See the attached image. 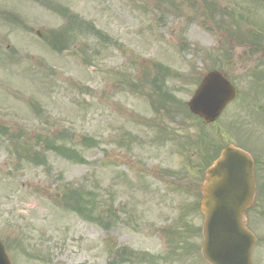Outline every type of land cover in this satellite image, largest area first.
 <instances>
[{
  "label": "rangeland",
  "instance_id": "374dc122",
  "mask_svg": "<svg viewBox=\"0 0 264 264\" xmlns=\"http://www.w3.org/2000/svg\"><path fill=\"white\" fill-rule=\"evenodd\" d=\"M211 1L231 28L251 26L242 16L264 19V0ZM205 6L203 0H0V240L12 264H206L197 231L203 216L194 207L200 157L207 143L215 150L235 139L217 135L182 106L155 110L147 82L155 64L169 69L164 87L182 103L205 72L219 67L211 55L222 53L227 37ZM54 7L106 38L82 25L56 44L61 51L52 50L49 33L70 21ZM237 52L233 46L230 54ZM221 68L235 77L234 63ZM241 134L264 154L263 135ZM43 138L72 148L79 159L43 147ZM72 189L92 201L94 221L66 208L63 195ZM254 209L256 264H264V198ZM125 250L156 257L138 261Z\"/></svg>",
  "mask_w": 264,
  "mask_h": 264
},
{
  "label": "water",
  "instance_id": "95a60500",
  "mask_svg": "<svg viewBox=\"0 0 264 264\" xmlns=\"http://www.w3.org/2000/svg\"><path fill=\"white\" fill-rule=\"evenodd\" d=\"M233 87L213 71L188 102L191 112L215 120L233 98ZM199 209L204 215L201 254L210 264H252L253 235L245 227V210L254 196L253 162L234 146L224 148L204 173ZM0 264H10L0 243Z\"/></svg>",
  "mask_w": 264,
  "mask_h": 264
},
{
  "label": "flooded vegetation",
  "instance_id": "af4514ba",
  "mask_svg": "<svg viewBox=\"0 0 264 264\" xmlns=\"http://www.w3.org/2000/svg\"><path fill=\"white\" fill-rule=\"evenodd\" d=\"M256 19L248 32L238 33L236 39L233 40L228 38L224 48L220 50L221 55L226 58L224 60L221 57L219 70L234 86L236 95L227 104L220 117L209 124L210 127L213 126L218 130L217 135H230L241 147L251 152L254 161L255 197L259 194L264 196V154L252 150L247 143L239 138V133L264 136V19L258 20V22ZM233 46L234 50H238L235 55L230 54ZM232 63H234L236 70L234 78L229 74V71L221 68ZM232 104L236 106V111L227 117L228 112L224 113ZM219 122H221L222 127H220ZM237 127L239 128L237 129ZM241 129L243 132H241ZM253 207L247 215L249 228V221H257V215L253 213L255 210ZM259 253V247L255 245L252 255L253 260L259 258Z\"/></svg>",
  "mask_w": 264,
  "mask_h": 264
},
{
  "label": "trees",
  "instance_id": "16d2710c",
  "mask_svg": "<svg viewBox=\"0 0 264 264\" xmlns=\"http://www.w3.org/2000/svg\"><path fill=\"white\" fill-rule=\"evenodd\" d=\"M54 10L57 11L62 17H69L70 21L66 23V25L63 27V29L53 32L52 38L48 39V42L55 41L56 38H59V40H57L58 42H62V41H64L65 37L68 36L69 32L72 33L75 29H80L82 25L85 28H92L93 29V25L91 23L83 21L81 19H78V17L74 14L69 13L70 15L65 16V12L68 11L67 8L54 7ZM75 23H76V25H74ZM93 32L95 34H99V31L96 29H93ZM155 68L158 69V71L159 70L163 71V73L167 72V70L164 69L159 64H155ZM160 75L159 74L154 75L150 79V82L152 84H154V88L157 89L156 90L157 95L160 97V100H158L159 104L163 108H165V110L168 111L169 108L171 107L172 101L170 99L172 98V95L164 87L165 76L164 75L160 76ZM152 103H154V102L152 101ZM178 104L181 106L183 105L182 107L185 109V111H187V108H186L184 103L183 104L178 103ZM43 139H44L42 141L43 147L44 146L45 147L51 146V148L54 151H57V153H59L62 156L68 157V159H72L75 161H77L79 159V157H77L76 151H74L72 148H69L66 146H58V145L55 146L53 144L51 145L48 143V139H45V138H43ZM30 157H31V159L33 158V156H30ZM210 158L209 157H201L200 161H201L202 166L208 165ZM85 195L86 194L84 193V191L82 189H72V190H67V192L64 194V197L72 200L71 204L68 205V209H70L71 211H74L77 214L83 216L84 219L92 221V220H95V217H93L95 207H93L92 201ZM107 210L112 211L111 207H108ZM99 216L100 215H98L97 219L102 220L101 218H99Z\"/></svg>",
  "mask_w": 264,
  "mask_h": 264
}]
</instances>
